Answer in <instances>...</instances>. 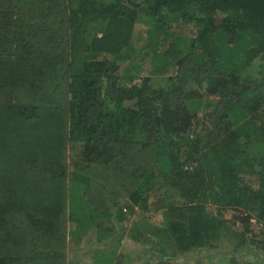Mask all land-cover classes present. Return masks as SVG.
<instances>
[{"label":"trees","instance_id":"obj_1","mask_svg":"<svg viewBox=\"0 0 264 264\" xmlns=\"http://www.w3.org/2000/svg\"><path fill=\"white\" fill-rule=\"evenodd\" d=\"M142 34L173 68L163 86L139 74ZM68 145L81 148L70 172ZM154 189L166 222L131 235L159 247L148 264L217 248L226 209L264 232V0H0V264H66V219L75 238L100 211L145 213Z\"/></svg>","mask_w":264,"mask_h":264},{"label":"rangeland","instance_id":"obj_2","mask_svg":"<svg viewBox=\"0 0 264 264\" xmlns=\"http://www.w3.org/2000/svg\"><path fill=\"white\" fill-rule=\"evenodd\" d=\"M136 29L137 31L134 37H137L139 32L143 30V26L139 25ZM176 31L177 33L190 35V29L188 26L179 27ZM142 36L143 38L135 41V48L138 51L136 61L141 68L139 74L140 76L149 77L150 84L153 87L163 86L166 84L167 77L173 73V68L165 70L162 65L153 61V51H151V54L145 53L144 49L148 45H146L147 42L145 41L144 34H142ZM196 129H201L199 124L196 126ZM80 149L81 148L79 147L72 149L69 145L66 147L65 164L69 172L74 168V160L80 159ZM114 182L115 181H112L110 184L112 185V188L109 190V198L114 200L116 197H119L118 200H120L121 204L125 205L127 195L123 189V185ZM250 182L252 185H255V177L250 178ZM164 196L165 193L162 189L159 191H155V189L150 191L147 211L145 213L141 212L137 206L134 208L133 212H130L129 210L125 212L123 211V220L118 223L112 221L113 217L110 219L100 211L97 214L101 220L100 227L91 228L87 233L77 235L75 238H73L70 233L74 228V224L68 219L65 221L64 216V227H66V245L64 247L66 251L65 263L94 264L96 260H99L100 262L102 261V263H104V261L112 260L119 262L120 264H148L149 262H155V260H158L157 254L159 252V247H152L151 245L145 244L143 241L133 238L131 235L139 230H144L143 227L146 224L158 225L166 222V217L164 216L163 211L164 208H157ZM175 202L180 203L182 202V199L177 197ZM206 209L210 214L215 213V205L210 204ZM110 210L114 211L113 207ZM233 214H239V212L231 209H226L222 212L223 218L228 221L230 226L229 232L223 237L225 242L220 243L217 248H192L188 253H184L178 257L176 264H231L228 260V256L231 254H236L239 256V259L244 262L264 264V252H261L256 245L258 241L264 240L262 224L256 218H253L247 225L248 230H245V225H243L241 221L233 219ZM240 233L248 235V243L251 244L253 248L252 252L243 251L241 253L231 249L235 242L234 238ZM120 235H122V239L117 245L115 239ZM100 236L101 239L98 240V237ZM229 239H231L233 243L228 244L227 242ZM255 252H259V254H256Z\"/></svg>","mask_w":264,"mask_h":264}]
</instances>
